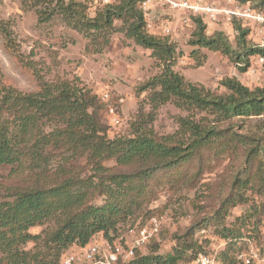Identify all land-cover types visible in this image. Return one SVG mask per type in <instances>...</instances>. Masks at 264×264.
I'll return each mask as SVG.
<instances>
[{
  "label": "trees",
  "instance_id": "1",
  "mask_svg": "<svg viewBox=\"0 0 264 264\" xmlns=\"http://www.w3.org/2000/svg\"><path fill=\"white\" fill-rule=\"evenodd\" d=\"M43 1L51 9L40 20L61 15L69 26L91 40L96 51H102L110 43V36L121 31L151 50L161 70L139 89L149 90L151 110L138 112L133 136L115 138L105 132L97 95L79 78L45 81L35 72L41 89L31 93L0 80V167H10L11 177L17 180L5 184L6 194L0 197V264H61L62 253L74 244L84 246L97 234L114 240L147 195L154 197V174L172 169L170 179L181 181L189 174L180 168L181 163L202 157L205 150L213 149L217 156L236 153L245 140L233 127H225L227 123L264 115V86L250 88L235 76L226 77L221 84L227 92L216 94L176 71L177 46L168 36L158 35L157 29L148 31L140 7L142 0H114L99 7L93 17L88 16L89 6L83 1ZM238 1H251L255 7L264 8V0ZM193 17L197 27L192 45L235 56L242 71L250 66L251 56L264 57V46L257 41L248 44L252 26L241 19L233 18L230 23L237 32L234 47L223 31L208 35L206 21ZM0 31L8 36L2 21ZM194 54L196 51H192ZM168 103L187 113L177 117L175 133L160 135L149 122ZM110 160L132 166V171H112L105 165ZM203 167H195L197 175L202 174ZM256 174L246 161L214 216L193 225L208 229L213 224L218 238L225 242L217 264H242L238 254L248 246L247 239L254 233L263 236L261 228L244 233L246 221L241 227L236 226L237 219L230 225L223 222L230 207L250 200L248 190L261 198L259 204H252L253 214L264 212V168L260 185L255 184ZM51 176L57 178L53 184L47 182ZM98 199H102L101 204ZM121 223L124 225L119 227ZM45 224L48 227L42 233L31 232V228ZM30 242L33 245L27 248ZM178 259L177 255L142 256L137 251L127 264H176Z\"/></svg>",
  "mask_w": 264,
  "mask_h": 264
},
{
  "label": "rangeland",
  "instance_id": "2",
  "mask_svg": "<svg viewBox=\"0 0 264 264\" xmlns=\"http://www.w3.org/2000/svg\"><path fill=\"white\" fill-rule=\"evenodd\" d=\"M50 9L49 4L43 0L39 3L33 0L0 1V21L8 29V36L0 31V80L20 91L31 93L41 89L39 77L35 72L40 73V78L45 81L79 78L98 97V113L107 136H133V123L138 112L143 110L147 113L151 110L148 104L149 90L141 92L139 89L161 70L151 56V50L136 44L123 32L117 31L110 36V43L102 51H96L97 48L91 44V40L69 26L61 15H54L47 21L40 20V17H46L50 13ZM88 16L93 17L90 12ZM146 19L149 23L154 22V19L158 22L164 21L163 24L170 26L169 33L165 34L164 28L160 30L161 34L160 31L157 33L168 36L170 41L176 44L177 59L174 68L184 75L187 81L202 84L216 94L227 92L221 84L222 79L226 77L235 76L250 88L264 86V62L260 61L258 56H251L250 66L246 71H242L235 56L192 45L190 40L197 27L192 15L155 3ZM116 24L120 26L119 21H116ZM215 31H223L236 47L237 32L226 18L210 24L209 27L207 25L208 35ZM247 40L249 45L258 41L254 33H251ZM192 51H196L193 56ZM105 92H109L112 97L108 102L102 99ZM121 96L124 98L122 104L117 102ZM112 111L116 118L112 116ZM186 113L168 103L158 109L156 118L149 124L160 135L173 134L179 127L177 117ZM225 127H233L234 132L244 137L245 142L240 144L238 151L217 156L213 149L205 150L202 157L196 156L181 163L180 168L189 173L181 181L170 179L172 169L154 174V197L147 195L131 222L125 226H122L124 223L119 225L122 226L121 233L115 240L122 235L131 239L127 228L131 223L144 224L148 223L151 217H158L161 221L159 232L139 250L142 256L177 255L179 259L176 264H192L196 253L208 250L214 242L222 243L213 224L209 225L206 234H200V229L193 225L204 218L214 216L232 190L234 178L246 161L248 166L257 172L255 184L260 185L264 168V115L248 119L236 118ZM250 154L253 157H250ZM199 164L204 167L202 174L197 175L198 169L195 167ZM81 165L86 166L84 162ZM105 165L115 172H130L133 168L121 166L113 160L105 161ZM11 172L10 167H0V197L6 194L5 184L15 181L10 175ZM148 179L151 180V176ZM55 181V176L47 179L49 184ZM200 191H203V194ZM246 195L250 200L230 207L223 222L230 225L237 219L236 226L241 227V224L245 223L243 221H246L244 233L259 231V228L264 230V212H252V204H259L261 198L251 190H248ZM96 202L101 204L102 199ZM150 215L154 216L149 217ZM47 227V224L38 225L31 228V232L42 233ZM261 235L262 233H254L251 237L259 246L264 240V235ZM97 239L105 238L102 234H97L91 241ZM188 243L193 246H187ZM32 245L30 242L27 248ZM72 246L78 248L81 245Z\"/></svg>",
  "mask_w": 264,
  "mask_h": 264
},
{
  "label": "built area",
  "instance_id": "3",
  "mask_svg": "<svg viewBox=\"0 0 264 264\" xmlns=\"http://www.w3.org/2000/svg\"><path fill=\"white\" fill-rule=\"evenodd\" d=\"M2 1V0H0ZM89 6L91 16H94L99 7L111 3L114 0H79ZM155 3L166 5L170 9L194 16H200L206 21L208 27L219 20L226 18L228 23L233 18L241 19L244 23L252 26L251 33L255 34L260 46H264V8L259 9L251 1L242 3L238 0H142L140 7L146 17L150 14V9ZM222 17V18H220ZM147 21L149 32L160 31L164 28V33L171 31L170 26L162 21ZM162 22V25L160 24ZM161 34V31H160ZM264 62V57H258ZM109 92L102 94V99L110 101ZM118 103L122 104L124 98L118 97ZM112 116L117 117L112 111ZM114 118V119H115ZM161 227V221L158 217H151L148 223L136 224L128 229L129 240L127 236H121L118 240L97 239L78 248L67 249L62 257L61 264H127L135 258L137 251L141 250L154 236L157 235ZM200 234H206L207 229L201 228ZM264 235V230H263ZM248 246L238 254V259L242 264H264V240L261 246L257 245L251 238L247 239ZM225 242L221 244L214 242L206 251H200L195 254L192 264H217L218 254L224 248Z\"/></svg>",
  "mask_w": 264,
  "mask_h": 264
},
{
  "label": "crops",
  "instance_id": "4",
  "mask_svg": "<svg viewBox=\"0 0 264 264\" xmlns=\"http://www.w3.org/2000/svg\"><path fill=\"white\" fill-rule=\"evenodd\" d=\"M155 21H157V20H155Z\"/></svg>",
  "mask_w": 264,
  "mask_h": 264
}]
</instances>
